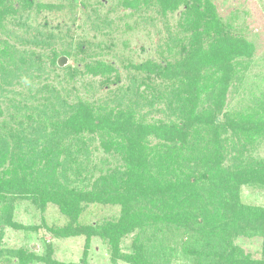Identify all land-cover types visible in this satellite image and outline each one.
Returning <instances> with one entry per match:
<instances>
[{
	"label": "trees",
	"instance_id": "obj_1",
	"mask_svg": "<svg viewBox=\"0 0 264 264\" xmlns=\"http://www.w3.org/2000/svg\"><path fill=\"white\" fill-rule=\"evenodd\" d=\"M20 1L23 6L33 3L32 0ZM118 1L133 9L147 2ZM156 1L160 13L165 15L182 0ZM184 5L188 13L190 10L198 16L191 20L193 24H187L191 26V33L177 40L168 35L162 41L167 55L160 62L146 60L142 65L144 74H139L140 83L145 84L150 96L143 101L145 105L151 107L152 100L161 99V92H167L166 106L176 116L144 123L145 119L138 121L132 108L120 109L117 113L110 110L99 117L92 108L82 104L65 119V124L50 123L62 130L45 148H40L38 136L28 124L29 131L10 127L8 134L6 130L0 132V222L6 219L11 224L14 202L21 198L37 204L40 209L52 202L73 222L86 205L112 204L119 206L117 217L102 224L82 226L87 238L96 235L108 244L112 263L120 258L130 264H159L152 253L146 251L144 236L149 228L164 219L187 227L189 239L199 236L191 252L194 264H264V259L241 256L238 246L234 245L235 238L264 232V206L244 203L239 197L243 185L264 189V157L251 153L255 140L264 130V95L248 111L236 115L221 111L226 92L239 77L238 62L249 55V49L243 39L228 35L220 24L213 22V17L207 18L199 12L197 5L188 4V0ZM16 10L9 1L0 0V33L7 32L6 22ZM33 32L20 36V45L48 49L50 64L59 69L52 46L56 34ZM44 66L40 53L34 60V52L19 49L0 36V73L13 74L8 80L1 79L0 88L3 82L11 85L13 78L22 79L24 71L39 72ZM85 68L82 76L111 70L104 62L93 60L86 62ZM64 70L68 75L78 73L77 68ZM156 78L163 82L162 87L155 84ZM58 97L57 92L48 94L43 105L55 118L61 119L59 105L62 108L73 106L59 103ZM219 114L222 118L216 120ZM18 121L19 126L24 127V123ZM38 123L42 135L45 127ZM68 131L73 135L96 133L100 137L110 132L116 134L121 138V142H117L121 163L94 177L88 152L75 146L74 152L71 147L59 148L62 133ZM228 131L229 136H224ZM150 135L164 141L159 142L158 151L146 146L144 141ZM110 149L104 147L105 152ZM148 156L151 160H146ZM156 174L162 179L155 180L152 175ZM77 182L81 185H74ZM193 228L198 229L197 233ZM79 229L68 225L49 230L60 237L80 232ZM1 234L0 228V238ZM129 235L132 244L128 251H123L121 241ZM1 251L0 248V255ZM14 255L20 264H28L35 258L33 253H25L21 248L16 249ZM53 264L57 263L53 261Z\"/></svg>",
	"mask_w": 264,
	"mask_h": 264
},
{
	"label": "rangeland",
	"instance_id": "obj_2",
	"mask_svg": "<svg viewBox=\"0 0 264 264\" xmlns=\"http://www.w3.org/2000/svg\"><path fill=\"white\" fill-rule=\"evenodd\" d=\"M8 1L17 10L10 16V21L6 22L7 32L0 33L1 39H6L19 49L27 48L34 52V60L40 53L45 66L39 72L26 69L23 78H13L11 85L3 82L0 88V109L3 113L0 116V132L6 130L8 134L7 128L10 127L24 131L32 128L38 136L40 148H45L46 144L53 143L50 139L60 136L62 129L59 126L65 124V119L82 104L92 108L99 117L110 110L117 113L120 109L132 108L138 121L145 119L144 123L166 121L176 116L166 106L167 92H161V99L152 100L151 107L145 105L143 101L149 100L150 96L145 84L140 83L139 74H144L142 65L146 60L160 62L167 55L162 41L168 35L177 40L183 34L191 33V26L187 24H193L191 20L198 16L189 9L188 13L184 5L187 0H182L165 15L160 13L159 2L156 0H147L144 6L136 9L123 6L118 0H32L30 6H23L20 0ZM192 3L207 18L213 17V22L220 24L228 35L243 39L249 49V55L242 57L241 63L238 62L239 77L230 85L221 108V111L233 115L248 111L264 95V0H188V4ZM33 31H51L56 34L52 44L57 54L56 66L59 67V57L66 58L59 69L50 64L48 49L37 45H20L19 37L28 36L26 32ZM90 60L104 62L111 70L82 76L81 72L85 71V64ZM64 68H77L78 73L68 75ZM12 75L8 73L5 76V71L1 72L0 83L2 78L8 80ZM155 81V84L162 87L163 82L159 78ZM136 91L139 96H136ZM55 92L58 93L59 103L62 101L73 106L62 108L59 105L61 119L55 118L43 105L44 97ZM221 118L222 114H219L216 120ZM18 120L24 123L25 128L19 126L21 123ZM39 121L45 127L42 135ZM54 122H58L57 128L51 125ZM3 123H6V129H3ZM27 124L31 128H26ZM262 132L255 140L251 152L259 157H264V130ZM228 134L229 131L224 136ZM62 135L59 148L71 147L69 149L74 152L75 146L88 152L94 177L100 171L121 163L117 144L121 138L116 134L110 132L100 137L96 133L73 135L68 131ZM160 141L150 135L144 142L148 148L158 151ZM105 146L111 148V153L104 151ZM52 154L56 155V152L52 150ZM148 159L151 160V156ZM224 163L227 164L226 161ZM152 176L155 180L162 179L158 174ZM77 184L81 185L80 182L74 183ZM239 197L244 203L264 206L262 188L243 185ZM40 208L26 198L14 202L11 224L6 219L0 222V264H20L14 255L18 248L34 254L35 258L28 264H46L48 260L51 264L53 261L57 264H130L120 258L112 263L108 244L96 235L87 238L82 230V226L102 224L117 217L118 205H86L76 222L70 220L52 202ZM155 224L144 236L146 251L151 252L159 264H194L191 252L195 250L199 236L189 239L187 227L164 219ZM68 225L70 228L78 226L80 232L55 237L49 230ZM193 231L197 233L198 229L193 228ZM250 234L234 239L237 251L241 256L264 259V232ZM131 240V235L125 237L121 241V250L128 251Z\"/></svg>",
	"mask_w": 264,
	"mask_h": 264
},
{
	"label": "water",
	"instance_id": "obj_3",
	"mask_svg": "<svg viewBox=\"0 0 264 264\" xmlns=\"http://www.w3.org/2000/svg\"><path fill=\"white\" fill-rule=\"evenodd\" d=\"M66 61V58L64 57V56H61V57H59V59H58V61H57V64L59 65V66H62V65H64V62Z\"/></svg>",
	"mask_w": 264,
	"mask_h": 264
}]
</instances>
